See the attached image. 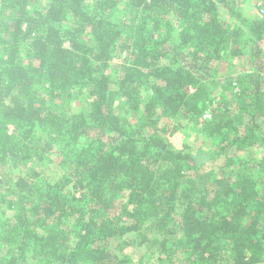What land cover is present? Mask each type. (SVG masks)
<instances>
[{"label": "trees", "instance_id": "16d2710c", "mask_svg": "<svg viewBox=\"0 0 264 264\" xmlns=\"http://www.w3.org/2000/svg\"><path fill=\"white\" fill-rule=\"evenodd\" d=\"M244 2L0 0V264H264V15ZM194 122L222 160L199 190L169 142ZM136 234L156 237L139 263Z\"/></svg>", "mask_w": 264, "mask_h": 264}, {"label": "rangeland", "instance_id": "374dc122", "mask_svg": "<svg viewBox=\"0 0 264 264\" xmlns=\"http://www.w3.org/2000/svg\"><path fill=\"white\" fill-rule=\"evenodd\" d=\"M262 0H246V2L243 3V5L240 6L241 11L243 14L249 18L250 20H254L257 18H260L264 15V13L261 12L259 2ZM221 10L225 16V18L232 23H237L236 19L232 18L229 13L221 6ZM264 44V41L262 42ZM248 51V50H247ZM116 71V68H111L110 72L113 74ZM250 71V66L247 64V62L244 59H233L231 64L229 65V70L227 71V76L232 78L236 77L238 74H241L242 72L246 73ZM225 76L224 79L227 77ZM222 79V80H224ZM228 91H226L227 93ZM223 93L221 92V89L219 90L216 88V91L212 93L213 96V103L218 102V99ZM84 102L83 96H79L67 106L68 109L71 111L73 109L79 108L81 104ZM227 106H231L230 102H227ZM211 111L207 110L206 113L203 114V117L210 118ZM134 122V120H133ZM263 129H264V122L262 123ZM200 124L193 123L189 124L187 128L179 129L175 134L169 137V142L175 149H186L190 152H193L194 156L198 159L194 161V166L190 168L186 173V179L190 184L194 185V188L196 190L200 189L201 179L205 181V183H211L212 178L216 175V173L219 171V166L222 163V160H213L212 158H209V156L201 157V155H205L204 153L208 154L212 147L214 146L213 140L210 139L208 136H206L202 131ZM14 168H5L1 169L0 171L4 172H11L14 173ZM61 174V170L58 167L57 164H52L49 168L46 170V175L50 178L57 179L59 175ZM131 236V235H130ZM133 242L132 244L129 243L130 240H128L130 237H126L124 240H122L121 245L125 251H127L132 258V261L135 263H139L140 259L148 252H150L153 248L156 246V237H153L151 241L140 244L141 238ZM132 240V239H131Z\"/></svg>", "mask_w": 264, "mask_h": 264}, {"label": "built area", "instance_id": "2783aa9c", "mask_svg": "<svg viewBox=\"0 0 264 264\" xmlns=\"http://www.w3.org/2000/svg\"><path fill=\"white\" fill-rule=\"evenodd\" d=\"M259 6H260V9H261V12L264 13V0L259 2ZM207 116H210V115H207Z\"/></svg>", "mask_w": 264, "mask_h": 264}]
</instances>
